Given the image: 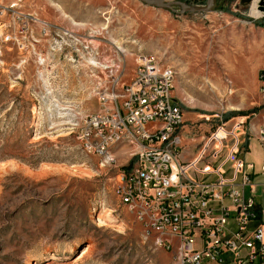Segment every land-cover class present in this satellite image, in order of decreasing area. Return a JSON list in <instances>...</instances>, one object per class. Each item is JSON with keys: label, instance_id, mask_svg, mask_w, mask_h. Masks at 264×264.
I'll return each instance as SVG.
<instances>
[{"label": "rangeland", "instance_id": "1", "mask_svg": "<svg viewBox=\"0 0 264 264\" xmlns=\"http://www.w3.org/2000/svg\"><path fill=\"white\" fill-rule=\"evenodd\" d=\"M223 1V10L182 14L137 0H0V264H180L114 193L128 155L116 153V163L88 155L78 124L100 110L93 89L102 74L89 66L96 50L124 54L126 81L139 55L172 67L173 95L202 136L256 112L264 17L252 15V2ZM260 121L251 116L249 132ZM245 159L256 185L247 197L264 208L257 141Z\"/></svg>", "mask_w": 264, "mask_h": 264}, {"label": "built area", "instance_id": "2", "mask_svg": "<svg viewBox=\"0 0 264 264\" xmlns=\"http://www.w3.org/2000/svg\"><path fill=\"white\" fill-rule=\"evenodd\" d=\"M91 58L102 74L93 89L100 110L78 124V139L88 155L110 163L116 153L128 155L114 193L143 235L180 264H264V208L247 197L256 185L254 164L245 159L252 138L264 154V71L258 110L202 136L173 95L175 70L156 55H139L129 81L119 50H96ZM251 116L261 121L249 132Z\"/></svg>", "mask_w": 264, "mask_h": 264}, {"label": "water", "instance_id": "3", "mask_svg": "<svg viewBox=\"0 0 264 264\" xmlns=\"http://www.w3.org/2000/svg\"><path fill=\"white\" fill-rule=\"evenodd\" d=\"M144 5L153 7L156 9L167 10L173 13H179L174 7L180 6L182 8V14L186 13H208L212 12L216 7V0H208L207 4L202 7H191L183 2H168L167 0H137ZM252 0H242L243 4H250ZM259 11L262 12L264 17V0H260Z\"/></svg>", "mask_w": 264, "mask_h": 264}, {"label": "bare ground", "instance_id": "4", "mask_svg": "<svg viewBox=\"0 0 264 264\" xmlns=\"http://www.w3.org/2000/svg\"><path fill=\"white\" fill-rule=\"evenodd\" d=\"M259 3H260V0H252L251 13L257 18H260L263 16L262 12L259 11Z\"/></svg>", "mask_w": 264, "mask_h": 264}, {"label": "trees", "instance_id": "5", "mask_svg": "<svg viewBox=\"0 0 264 264\" xmlns=\"http://www.w3.org/2000/svg\"><path fill=\"white\" fill-rule=\"evenodd\" d=\"M216 7L219 8L220 10H223V9H224V1H223V0H220V1L216 0ZM216 7H215V8H216ZM251 141H253V140L250 139V143H251ZM67 261H68V260H67ZM67 261L64 260V261L62 262V264H66Z\"/></svg>", "mask_w": 264, "mask_h": 264}, {"label": "crops", "instance_id": "6", "mask_svg": "<svg viewBox=\"0 0 264 264\" xmlns=\"http://www.w3.org/2000/svg\"><path fill=\"white\" fill-rule=\"evenodd\" d=\"M12 6H14V5H16L15 3H13V4H11ZM12 6H10V7H12Z\"/></svg>", "mask_w": 264, "mask_h": 264}]
</instances>
